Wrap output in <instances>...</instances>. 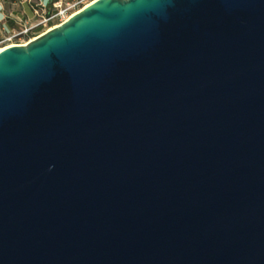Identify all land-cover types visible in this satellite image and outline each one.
<instances>
[{"label":"water","instance_id":"1","mask_svg":"<svg viewBox=\"0 0 264 264\" xmlns=\"http://www.w3.org/2000/svg\"><path fill=\"white\" fill-rule=\"evenodd\" d=\"M0 264H264V0H94L0 51Z\"/></svg>","mask_w":264,"mask_h":264},{"label":"rangeland","instance_id":"2","mask_svg":"<svg viewBox=\"0 0 264 264\" xmlns=\"http://www.w3.org/2000/svg\"><path fill=\"white\" fill-rule=\"evenodd\" d=\"M94 0H53L51 7L48 0H0V27H6V32H20L24 29L25 22L33 25L41 22L39 27L27 33L28 36L16 37L14 43L25 44L50 28L59 25V21L52 20V23L45 22L46 14L56 12V7L68 8L70 15L79 11ZM56 3V4H55ZM55 4V5H54ZM37 10L38 15H34ZM29 28V26H27Z\"/></svg>","mask_w":264,"mask_h":264},{"label":"built area","instance_id":"3","mask_svg":"<svg viewBox=\"0 0 264 264\" xmlns=\"http://www.w3.org/2000/svg\"><path fill=\"white\" fill-rule=\"evenodd\" d=\"M56 4V3H55ZM54 4V5H55ZM56 12L51 13V14H46L47 17L44 18L45 22H49L52 23V20L55 21H59V25L62 24L63 22H65L69 17H71L72 15H70V13L68 12V8H58L56 7ZM76 13V12H75ZM34 15H38L37 10H34ZM41 25V22H39L38 24L33 25L32 23L28 24V22H25L24 24V29L20 32H6L3 27H0V51L5 48H8L10 46L13 45H23V44H16L14 43V41L16 40L15 38L18 36H28L27 33L29 31H32L33 29H35L36 27H39ZM27 26H29V28H27ZM30 41V40H29ZM28 41V42H29ZM26 44V43H25Z\"/></svg>","mask_w":264,"mask_h":264},{"label":"trees","instance_id":"4","mask_svg":"<svg viewBox=\"0 0 264 264\" xmlns=\"http://www.w3.org/2000/svg\"><path fill=\"white\" fill-rule=\"evenodd\" d=\"M53 2V0H48V6L51 7V3Z\"/></svg>","mask_w":264,"mask_h":264},{"label":"crops","instance_id":"5","mask_svg":"<svg viewBox=\"0 0 264 264\" xmlns=\"http://www.w3.org/2000/svg\"><path fill=\"white\" fill-rule=\"evenodd\" d=\"M1 7V6H0ZM1 12V11H0ZM1 14V13H0ZM4 27H3V29L6 31V27H5V25H3Z\"/></svg>","mask_w":264,"mask_h":264},{"label":"bare ground","instance_id":"6","mask_svg":"<svg viewBox=\"0 0 264 264\" xmlns=\"http://www.w3.org/2000/svg\"><path fill=\"white\" fill-rule=\"evenodd\" d=\"M90 3H91V2H90ZM90 3H89V4H90ZM87 5H88V4H87ZM87 5H86V6H87ZM2 50H3V49H2ZM2 50H1V51H2Z\"/></svg>","mask_w":264,"mask_h":264}]
</instances>
